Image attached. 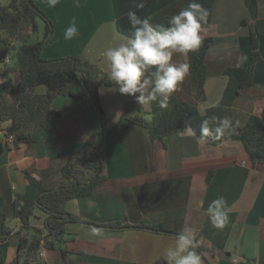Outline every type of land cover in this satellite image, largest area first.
Here are the masks:
<instances>
[{"label":"crops","instance_id":"0c3cea01","mask_svg":"<svg viewBox=\"0 0 264 264\" xmlns=\"http://www.w3.org/2000/svg\"><path fill=\"white\" fill-rule=\"evenodd\" d=\"M35 3L54 25L52 38L42 52L44 59L78 55L109 74L105 50L125 43L129 37L117 29L113 0H59L55 7H49L46 0H35ZM124 8L125 14L134 10V7ZM182 9L184 1L175 0L148 17L153 23L165 25L166 17ZM258 14L264 17V0H258ZM73 20L78 36L65 40L64 31ZM242 21H251L244 0L214 1L211 22L202 33L213 39L205 57V100L200 101L190 73L174 96L197 104L200 113L220 101L227 82L224 69L248 64L249 27ZM43 31L44 24L40 21L36 32L26 29L23 33L28 34L25 36L28 42L37 43ZM259 50L261 59L254 67L253 85L243 90L233 103L240 124L249 114L260 115L264 106V37L259 41ZM241 56L245 57L242 62ZM173 60L188 63V56L176 53ZM10 61L9 56L4 64L10 65ZM17 78L14 73V79ZM45 90L44 86L32 89L34 92ZM76 90L87 100L81 87ZM99 96L104 112L112 120L118 119L125 104L140 106L134 97L121 94L116 84L100 87ZM52 106L62 113L64 121L60 130L38 128L29 142L0 152V193L12 230L1 247L5 264H17L18 235L15 232L21 225L20 220L13 217L10 201L16 195L34 198L38 194V187L25 172L45 188H55L65 182L60 170L69 159L91 157L88 138L97 135L98 120L90 102L58 96ZM140 107L148 113L146 117L163 110L156 102L150 108ZM187 129L167 136L163 142L151 141L146 129L124 120L117 135L106 136L99 154L101 173L107 179L99 183L90 196L66 204V210L80 222L66 225L73 239L61 248L41 249L42 263L164 264L162 257L174 244L177 234L190 229L198 241L206 245V249L197 251L202 264H251V260L253 264H264V164H252L238 140L202 144L197 141L198 136L190 135ZM89 174L85 171L78 174V178L85 181ZM218 196L225 197L230 208L229 223L223 229L214 228L205 211ZM45 217V212L36 209L30 224L41 228ZM124 219L131 225L160 224L171 233L105 228L101 235L91 234V228H97L92 223L107 225Z\"/></svg>","mask_w":264,"mask_h":264},{"label":"trees","instance_id":"16d2710c","mask_svg":"<svg viewBox=\"0 0 264 264\" xmlns=\"http://www.w3.org/2000/svg\"><path fill=\"white\" fill-rule=\"evenodd\" d=\"M174 1L144 0L145 7L137 11L134 0H113L118 31L130 36L131 27L126 14L123 13L124 7H134L133 11H136L138 16L145 17ZM183 1L184 8L192 2ZM214 1L195 0L209 11L207 23L203 28L211 22ZM244 3L251 17L249 23L242 21V24L249 27L251 51L248 64L246 67L229 66L224 69L223 74L227 77V82L218 103L200 113L197 104L172 95L168 106L163 108L160 114L146 117L148 113L142 107L125 104L121 107L117 120L109 118L100 103V87L115 84L109 79V74L98 65L83 61L78 55L50 59L42 57L43 49L54 33V25L50 17L36 5L35 0H10L7 4H0V152L17 148L22 142H29L33 131L38 128L47 131L60 130L64 119L62 113L52 106L53 100L58 96H70L84 102L88 100L98 120L97 135H90L88 138L91 157L69 159L60 170L65 179L63 184L47 189L25 172L31 183L38 187V194L34 198L16 195L10 201L13 217L18 218L21 223L19 230L15 232L18 235L17 264H44L40 258L42 248H61L73 239L72 235L67 233L66 225L80 222V219L66 210V204L70 200L90 196L96 186L107 179L101 173L102 160L99 150L106 136H115L120 132L124 120L132 121L146 129L151 141L163 142L167 136L181 132L189 126L199 136L203 120L212 116H227L233 120L234 129L221 139L209 140L205 144L218 145L227 139L238 140L252 164H264V106L260 115L249 114L243 124L238 122L233 109V103L241 92L253 85L254 67L261 59L259 41L264 37V17H259L258 0H244ZM170 17L165 18V26ZM40 21L44 24L41 39L37 43L28 42L25 39L28 34L23 32L26 29L36 32ZM212 41L211 37H204L200 48L187 54L190 80L199 90L200 101L205 100V57ZM8 56L12 60L11 65L4 64ZM14 73L18 75L17 80L14 79ZM36 86H44L46 90L32 91ZM78 87L83 89L87 100L76 92ZM9 138L11 141H7ZM85 171L90 174L85 181H81L78 174ZM4 204L0 193V264H5L1 247L12 234ZM36 209L46 213L41 228L30 224V218ZM91 225L99 229H144L155 233H171L160 224L146 225L141 222L131 225L125 219L107 225ZM196 239L198 240L197 237ZM204 249L206 247L199 242L197 251ZM62 254H65L64 250Z\"/></svg>","mask_w":264,"mask_h":264},{"label":"clouds","instance_id":"9594fccd","mask_svg":"<svg viewBox=\"0 0 264 264\" xmlns=\"http://www.w3.org/2000/svg\"><path fill=\"white\" fill-rule=\"evenodd\" d=\"M46 2L49 7H55L59 0ZM134 7L137 11L142 10L144 0H134ZM126 16L131 27L127 41L104 52L109 79L118 86L121 94L134 97L140 106L150 108L156 102L159 107L166 108L190 68L186 62H175L173 55L179 53L186 57L189 52L200 48L204 40L203 25L207 23L209 11L192 0L186 8L168 19L167 26L153 23L151 17L138 16L132 10ZM76 36L78 28L73 20L64 31V39L72 40ZM244 59L241 56L240 62ZM233 129L234 122L230 117L212 116L201 122L200 135L196 139L202 144L219 140ZM187 131L196 136L190 126ZM205 211L214 228L223 229L229 223L230 208L225 197L218 196L212 200ZM91 234L101 235L102 229L91 228ZM198 247L195 232L181 230L174 244L166 249L162 257L164 264H202Z\"/></svg>","mask_w":264,"mask_h":264},{"label":"rangeland","instance_id":"374dc122","mask_svg":"<svg viewBox=\"0 0 264 264\" xmlns=\"http://www.w3.org/2000/svg\"><path fill=\"white\" fill-rule=\"evenodd\" d=\"M5 1H6V0H0V2H1V3H5ZM6 60H7V59H6ZM6 60H5V61H6ZM11 61H12V60H11ZM11 61H10V65L12 64V62H11ZM5 124H7V123H5ZM5 124H4V125H5ZM201 244H202V245H204V246L206 247V245H205V244H203V243H201Z\"/></svg>","mask_w":264,"mask_h":264},{"label":"water","instance_id":"95a60500","mask_svg":"<svg viewBox=\"0 0 264 264\" xmlns=\"http://www.w3.org/2000/svg\"><path fill=\"white\" fill-rule=\"evenodd\" d=\"M242 260L246 261V259H244V258H242ZM250 263L253 264V261L251 260Z\"/></svg>","mask_w":264,"mask_h":264},{"label":"built area","instance_id":"2783aa9c","mask_svg":"<svg viewBox=\"0 0 264 264\" xmlns=\"http://www.w3.org/2000/svg\"><path fill=\"white\" fill-rule=\"evenodd\" d=\"M7 141H11V139L9 138V139H7Z\"/></svg>","mask_w":264,"mask_h":264}]
</instances>
